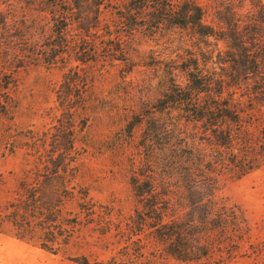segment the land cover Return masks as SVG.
<instances>
[{
    "label": "rangeland",
    "instance_id": "obj_1",
    "mask_svg": "<svg viewBox=\"0 0 264 264\" xmlns=\"http://www.w3.org/2000/svg\"><path fill=\"white\" fill-rule=\"evenodd\" d=\"M128 1L108 0L89 34L82 38L75 31L68 34L67 40L80 50L95 54L87 52L93 62L79 66L81 83L63 101L62 75L78 65L73 61L75 53L61 60L67 69L43 64L41 52H27L31 44L39 48L51 37L50 16L42 11L41 1L0 0V78L11 82L10 105L0 112V213L18 199L21 181L31 186L45 181V192L54 189L62 195L64 203L57 214L70 231L68 246L53 255L17 240L5 223L0 232V264H76L71 261L75 257L89 264L111 260L113 264H264V163L236 179L228 161L231 153L216 146L209 133L185 123L177 112L161 113L156 108L172 80L185 85V75L178 69L181 64L196 59L203 66L202 61L211 56L215 62L216 49L223 50V44L216 48L212 40L207 43L168 25L127 34L119 14ZM197 2L205 9L204 22L213 26L219 12L243 16L252 11L248 0ZM116 47L124 61H110L109 56H120L113 53ZM213 68L218 71L217 65L207 63L206 69ZM62 101L73 109L66 111ZM240 103L247 105L246 100ZM245 110L243 149L250 154L264 148V104L254 103ZM64 123L72 128L63 142ZM68 142L72 149L66 152L67 185L62 190L60 179L47 182L43 176L50 156L58 157L63 152L59 148H68ZM231 152L238 155L237 146ZM133 177L150 182L167 203L168 213L172 203L178 216L185 211L186 180L214 184L216 199L239 210L238 228L203 236L206 257L196 263L164 256L148 238L125 257L126 243L116 226L125 228L133 216ZM81 192L87 193L86 200L79 199Z\"/></svg>",
    "mask_w": 264,
    "mask_h": 264
},
{
    "label": "trees",
    "instance_id": "obj_2",
    "mask_svg": "<svg viewBox=\"0 0 264 264\" xmlns=\"http://www.w3.org/2000/svg\"><path fill=\"white\" fill-rule=\"evenodd\" d=\"M43 10L50 16L51 37L47 44L37 46L31 44L29 53L41 52V61L46 66L62 65L69 53L74 52L73 61L77 66H70L62 75L61 91L69 97L68 91L80 85L79 66L93 62L87 58L95 54L92 50H80L67 40L70 32L75 31L82 38L90 30L97 27L101 10L108 6V0H40ZM252 11L241 16L235 11L218 14L216 26L205 21V9L197 0H129L119 15L126 33L131 34L139 28L145 31L157 30L168 25L184 31L192 36L213 41V46L223 44V50L216 49V61L186 60L178 67L186 78L184 86L172 80L167 92L157 103V110L177 112L179 118L202 133H209L214 144L230 152L229 166L235 178H242L259 169L264 161V148L249 152L243 149L247 145V135L241 129L245 123L246 108L251 109L254 103L264 104V2L248 0ZM76 42V41H74ZM121 43H119L120 45ZM119 47V46H118ZM88 52L89 55H86ZM113 53L120 56H109L110 61H124L122 50L115 48ZM207 63L217 65L216 69H206ZM84 83V82H83ZM11 82L0 78V112L6 111L10 105L9 89ZM246 100V107L241 101ZM62 101V102H63ZM61 106L69 111L68 104ZM72 128L64 123L61 130L64 142L65 133ZM70 138V135L66 136ZM237 146L238 155L233 156L231 150ZM264 146V145H263ZM62 153L56 158L50 156L45 163L44 180L60 179V189L64 190L68 169V148L61 146ZM53 159V162H50ZM62 160V161H60ZM61 162V163H60ZM61 171L60 175L58 172ZM52 177V178H51ZM56 177V178H53ZM184 187L185 211L176 215L177 211L171 203V215L167 203L159 199L150 182H140L131 178L134 199L133 216L125 228L116 226L117 235L125 240V257L130 255L132 247L139 246L143 238L159 247L164 256L179 263H196L206 257L202 238L208 232H222L227 228H238L239 210L235 206H227L219 202L214 193L215 186H201L194 180H186ZM45 181L31 186L25 180L18 185V199L10 202L0 213V232L5 223L9 225L11 234L19 241L34 243L41 250L56 254L68 246L69 229L66 220L58 216L59 207L64 203L62 195L52 189L45 192ZM61 190V191H62ZM61 198V200H59ZM79 199L86 200L87 193L81 192ZM172 202V201H171ZM180 207L181 204H178ZM84 210L82 203L77 204ZM146 232H148L146 234ZM138 244V245H137ZM76 264H89L83 258H71ZM95 264H113L97 262Z\"/></svg>",
    "mask_w": 264,
    "mask_h": 264
}]
</instances>
